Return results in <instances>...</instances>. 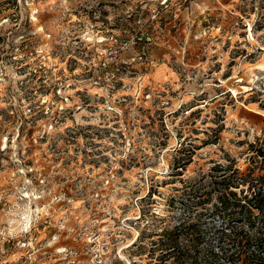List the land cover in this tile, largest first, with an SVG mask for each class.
Instances as JSON below:
<instances>
[{
	"label": "clouds",
	"instance_id": "obj_1",
	"mask_svg": "<svg viewBox=\"0 0 264 264\" xmlns=\"http://www.w3.org/2000/svg\"><path fill=\"white\" fill-rule=\"evenodd\" d=\"M0 264H264V0H0Z\"/></svg>",
	"mask_w": 264,
	"mask_h": 264
}]
</instances>
